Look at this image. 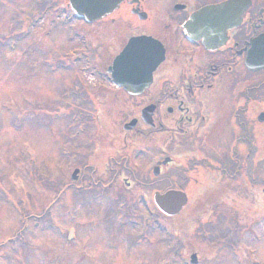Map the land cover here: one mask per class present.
Masks as SVG:
<instances>
[{
  "label": "rangeland",
  "instance_id": "obj_1",
  "mask_svg": "<svg viewBox=\"0 0 264 264\" xmlns=\"http://www.w3.org/2000/svg\"><path fill=\"white\" fill-rule=\"evenodd\" d=\"M31 4L0 2V264H190L192 254L198 255V264H264V123L257 122L264 104L247 107V112L258 110L246 115L239 133L232 132L234 122L226 117V129L200 150L163 152L159 135L145 126L122 148V125L139 109H72L63 94L73 91L77 70L85 65L70 55L79 53V37L68 39L71 30L65 26L47 33L57 16L48 12L39 22L40 9H20ZM12 17L22 37L7 44L2 35ZM95 38L100 51L110 45L105 36ZM92 79L82 82L90 87L85 81L94 83ZM253 80L264 81V72ZM261 94L264 101V87ZM219 99L236 101L223 93ZM75 114L87 121L71 123ZM107 144L115 149L105 148ZM251 148L252 156L245 160ZM184 154L203 164L191 173L186 210L166 219L153 207V184L143 178L151 176L160 159L177 155L184 162ZM242 158L249 169H242ZM185 164L171 167L167 175L178 176ZM93 167L128 172L103 191V185L90 184ZM77 168L82 172L75 182L71 175ZM184 174L189 175L187 170ZM92 175L100 179L99 173ZM118 195L123 199L115 205L116 215L107 200ZM224 221L227 227L234 225L232 234Z\"/></svg>",
  "mask_w": 264,
  "mask_h": 264
},
{
  "label": "flooded vegetation",
  "instance_id": "obj_2",
  "mask_svg": "<svg viewBox=\"0 0 264 264\" xmlns=\"http://www.w3.org/2000/svg\"><path fill=\"white\" fill-rule=\"evenodd\" d=\"M155 1L125 0L102 21L94 24L82 22L80 56L86 67L78 73L81 78L92 77L94 83L85 81L93 86L84 85L79 97L71 98V106L89 109L137 107L139 111L131 119L138 121L134 130H123L118 136L123 141L122 148H127L130 135L139 132L141 126L159 135L163 152L196 150L203 148L208 140L214 142L222 129H226V117L234 122L232 132L239 133L240 125H246V115L252 117L256 112L254 107L247 112L252 103L245 102L246 95L253 93L255 98L251 99L257 101L261 81L253 78L264 72H252L246 65L254 44L264 35V0H249L240 23L227 31L225 44L214 50L206 49L202 41L189 38L185 27L191 22L211 27V17L202 21L194 16L207 5L227 0H172V5H166L165 0ZM38 2L39 9H70L68 5L52 6L51 0ZM179 5L181 8L177 7ZM96 35L109 39L110 45L103 51L95 46ZM134 38L145 43L135 46L125 62L115 69L114 61ZM128 63L131 66H126ZM130 73L143 78L148 75L149 82L140 77L131 79ZM114 80L122 86H116ZM137 80L138 83L149 84L139 94L132 95L125 86ZM219 93L234 96L236 101L217 100ZM238 97L244 101H239ZM149 107L153 108V114L148 118L151 125L141 118L142 110ZM131 120L124 122L122 129ZM106 135L108 139L110 134ZM240 136L237 135V141ZM114 147V144L105 146L109 150H114ZM174 164L172 160L167 167L161 168L160 176L156 177L158 186L166 182L164 175ZM95 169L93 167L91 173H99L100 179L91 174L93 180H89L90 184L103 185L108 189L121 174L128 172L126 168ZM126 180L123 178V183ZM127 186H130L128 182Z\"/></svg>",
  "mask_w": 264,
  "mask_h": 264
},
{
  "label": "water",
  "instance_id": "obj_3",
  "mask_svg": "<svg viewBox=\"0 0 264 264\" xmlns=\"http://www.w3.org/2000/svg\"><path fill=\"white\" fill-rule=\"evenodd\" d=\"M124 0H70V3L75 6H81L83 9H74L78 13L87 16L90 21H97L103 17L112 13ZM237 1H229L220 5L207 7L212 12L216 13L223 9H229L230 6L238 5ZM216 10V11H215ZM140 45V40L130 42L128 48L124 52V55L129 53L135 46ZM260 53L254 60L249 61L251 70H262L264 69V52ZM261 123L264 122V114H261L258 119ZM188 200L186 195L180 191H169L165 194L157 193L155 195V203L158 209L169 217L176 216L181 212L183 207L187 204ZM195 259V257H193Z\"/></svg>",
  "mask_w": 264,
  "mask_h": 264
}]
</instances>
